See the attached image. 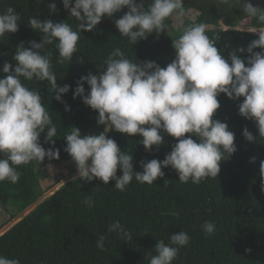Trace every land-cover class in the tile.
I'll return each instance as SVG.
<instances>
[{"label": "trees", "instance_id": "1", "mask_svg": "<svg viewBox=\"0 0 264 264\" xmlns=\"http://www.w3.org/2000/svg\"><path fill=\"white\" fill-rule=\"evenodd\" d=\"M247 2L264 9V0ZM51 3L57 6L55 13L48 7ZM150 3L151 0H145V7ZM8 7L20 15L19 30L0 38V78L5 77L2 71L5 62L15 67L13 57L17 46L23 43L28 48L31 41L41 42L43 34L28 25L31 17L41 22L45 19L53 23L66 22L74 30L79 23L64 8L62 0H0V13L6 12ZM190 11L198 14L194 21H186L174 30L170 17L166 21L167 29L158 37L153 32L134 45L122 37L115 26V21L127 12L126 8L112 18L104 17L93 31L81 32L78 51L70 63L59 62L61 57L55 43L46 46V51L51 52L57 87L70 86L69 92L62 96L70 111H65V103L55 100L56 93L47 81H23L29 89L39 91L57 127L54 149H59V157H45L42 163L32 161L19 166L17 170L21 175L15 184L0 182V205L12 208V212L6 210L9 219L17 218L36 205L0 236V256L19 259L20 264H148L150 256L156 254L155 245L159 240L168 244L171 235L184 231L190 237V244L180 249L174 264H264V177L260 175L264 138L259 137L254 121L239 114L238 106L243 97L230 100L224 94L218 96L220 107L213 118L228 125L235 134L237 148L230 159L221 163L218 177L207 178L199 185L191 181L185 184L179 181L177 172L168 167L162 169L164 177L152 185L133 179L123 192L115 189V181L105 185L98 179L89 182L76 178L38 203L43 195L40 180L47 175L46 168L57 167L71 158L64 151V135L72 127L82 130V136L105 131V126L97 123L98 113L86 106L82 98L73 99V94L82 76L98 75L106 68L105 60L116 48L130 60L152 61L165 68L176 57L172 40L177 39L185 27L203 23L206 34L223 58L228 60L231 52L237 51L240 58L246 60L247 48L258 35L240 32L238 27H264L255 19L249 20L239 0H231L227 5L222 0H184L185 15ZM240 48L245 51L239 53ZM83 86L87 95L90 88L87 83ZM245 128L256 138V143L245 140L242 135ZM106 135L114 139L122 151L132 154L136 172L143 171L141 161H163L177 143L176 138L162 133L164 143L158 150L153 146L148 152L140 143L139 135L127 136L111 130ZM45 136L46 133H42L39 140L48 150L53 146L45 142ZM120 175L118 170L117 176ZM88 196L95 202L92 208L83 203ZM114 221L130 231L131 240L107 232ZM206 221L216 226L215 232L208 236L202 228ZM102 234L107 237L104 251L95 245Z\"/></svg>", "mask_w": 264, "mask_h": 264}, {"label": "clouds", "instance_id": "2", "mask_svg": "<svg viewBox=\"0 0 264 264\" xmlns=\"http://www.w3.org/2000/svg\"><path fill=\"white\" fill-rule=\"evenodd\" d=\"M231 0H222L227 5ZM249 20L255 19L264 25V9L254 7L247 0H239ZM70 16L78 21L77 28L66 22L53 23L51 19L41 22L31 17L29 27L42 33L41 42H30L25 48L17 46L15 67L8 62L3 65L4 78H0V182L15 184L21 173L19 166L32 161L43 162L45 157L58 159L59 149H54L57 127L45 107L39 91L29 89L23 81H47L56 93L55 100L65 103L62 96L70 86L57 87V76L52 70L51 52L47 45L55 43L61 57L60 63H70L81 32H91L104 17L127 9L115 21L122 37L132 45L146 40L153 32L157 37L173 17L182 18L184 0H151L145 7V0H62ZM52 13L57 11L55 3L49 4ZM20 15L8 7L0 13V38L19 30ZM244 31L258 35L247 48L248 57L241 59L237 51L231 52L228 60L206 34L203 23L192 24L172 40L176 57L165 68L152 61L137 62L126 58L116 48L105 60L106 68L98 75L82 76L74 90L73 99L82 102L98 113L99 125L105 131L99 135L82 136L79 128L72 127L65 137L64 151L76 165L77 178L83 181L100 180L107 185L115 181V189L123 192L133 179L141 184L152 185L163 178V168L171 167L181 183L199 185L207 178L218 177L223 161L237 151L235 134L225 122L214 119L220 107L218 96L224 94L230 100H239V114L256 123L259 137L264 138V27H248ZM262 49L260 52L254 49ZM245 49L240 48L239 53ZM230 61V62H229ZM247 64V66H246ZM90 88L85 95L84 84ZM65 111L70 107L65 103ZM116 131L127 136L139 135L144 149L158 150L164 143V135L176 138L163 161L152 159L141 161L142 172L134 171L133 156L122 151L114 139L106 133ZM46 133L45 142L53 147L45 150L40 136ZM243 137L249 143L256 138L245 128ZM193 137L197 139L194 140ZM198 141V142H197ZM122 175L117 176V171ZM260 175L264 177V161L260 162ZM168 181H165L167 184ZM89 208L95 206L91 196L83 201ZM205 236L215 232V224L206 221L202 225ZM108 233H115L121 239L131 240L130 231L119 221L109 224ZM106 235L98 237L96 247L105 249ZM170 243L163 239L155 245V255L148 264H174L180 249L190 244L187 232L180 231L170 236ZM246 251H251L246 249ZM0 264H20L19 259L0 256Z\"/></svg>", "mask_w": 264, "mask_h": 264}, {"label": "rangeland", "instance_id": "3", "mask_svg": "<svg viewBox=\"0 0 264 264\" xmlns=\"http://www.w3.org/2000/svg\"><path fill=\"white\" fill-rule=\"evenodd\" d=\"M197 15H198L197 13L192 12V11L188 12L182 18L176 17L174 15L172 17L173 29L174 30L177 29L179 26H181L186 21H189V22L194 21L196 19ZM245 29H247V28L243 27V25H240L237 30L240 32L249 33L247 31H244ZM80 132L82 133V130H80ZM88 135H96V133L95 132H88ZM46 174L47 175L45 176V178L40 180V188L43 191V195H42V198L38 201V203H40L44 199L48 198L50 195H52L56 190H58L65 183L76 179L77 178V169H76V165H75L74 161L72 160V158H70L68 160L63 161L57 167H53V168L47 167L46 168ZM35 206L29 208L28 210H26L22 214H19L17 218L11 220V219H9V214L6 213V210H9L10 212H12V208L11 207L4 208L0 205V225H2V223L5 221L4 224L2 225L1 230H0V236L3 235L13 225H15L22 217H24L30 211H32V209ZM10 214H12V213H10Z\"/></svg>", "mask_w": 264, "mask_h": 264}]
</instances>
